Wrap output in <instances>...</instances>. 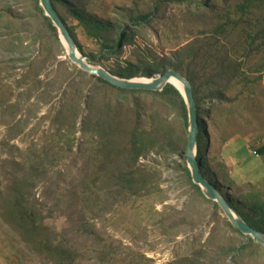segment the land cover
Listing matches in <instances>:
<instances>
[{"label": "rangeland", "instance_id": "1", "mask_svg": "<svg viewBox=\"0 0 264 264\" xmlns=\"http://www.w3.org/2000/svg\"><path fill=\"white\" fill-rule=\"evenodd\" d=\"M238 1L227 0V4ZM62 2L81 12L86 20L107 24L109 28L102 37L110 43L120 33L125 38L133 36L132 40L121 43L114 54L102 53V40L89 37L79 21L70 16L64 7H59L68 26L73 28L86 59L94 60L93 65L113 75L131 66L139 74L136 78H144V72L159 66L161 60L174 62V54L181 46L210 30L215 21L211 23L205 18L213 17L207 7L222 12L224 8L222 0H194L191 4L183 5L166 0ZM32 3L33 0H0V16L3 17L0 23L12 22L13 31L19 33L23 44L18 50L9 48L2 41V36L9 31L0 29V88L7 93L6 88L14 85L15 77L27 70L25 63L39 58L45 62L39 78L44 82L43 87L53 93L47 105H39L35 97L27 102L25 95L19 96L21 91H14L9 106L0 108V198L6 200L15 180L29 181L36 173V182L26 192L28 203L43 217V226L48 234H60V239L65 240L66 246L73 252L74 264H108L102 261L107 260V255L114 256L109 264H173L199 249L204 255L198 264H264V248L256 249L253 246L255 242L249 244L246 236L231 229L222 210L203 199L189 185L181 171L186 164L189 126L172 103L159 100L154 95L117 98L111 93L103 94L101 100L113 99L117 109L124 108L119 110V122L125 123L126 117L129 118L130 124H134L140 133L151 131L150 116L154 112L169 123L168 139H158L157 147L140 157L135 164V168L141 171L137 176H143V170H150L160 191L147 197L141 191L139 197L125 202L118 198L119 202L114 207L107 205L105 210L108 211L92 220L98 238L76 233V226L83 215L82 193L92 192V199L98 195L113 203L111 193L114 190L101 181L92 186L88 183L91 173L99 169L93 164L90 167L88 156L93 150L86 145L87 140L81 133L80 123L87 114L85 104H82L77 126L76 113H70L68 120L61 121L64 125L54 122L62 103L70 108V103L75 101L71 100L72 96L65 95V91L69 90L67 83L58 86V89L46 86L60 73L61 61L66 62L69 70L73 64L66 59L65 49L57 47L54 39L49 38L47 31H43L40 18L29 13ZM156 5L160 11L149 25L139 28L130 25L129 18L147 13ZM4 10L12 11L13 16L25 11V16L31 17L26 21L21 19L18 23ZM236 35L232 33L230 39L222 44H226L229 55L238 58L231 51L234 47L235 52V45L242 40ZM262 61L264 51L239 64L246 74H252L255 66ZM33 77L34 74H31L30 79ZM71 78L76 83L74 73ZM253 82L244 85L239 80L230 83L227 78L218 80L216 87L211 90L226 88L224 94L229 102L211 100V93L206 87L199 94L202 99L200 107L204 113L201 117L205 143L203 173L220 189L222 196H227L235 207L248 215L253 214L249 210L251 204L264 207V155L257 152L264 147V74L260 80ZM16 101L19 106H16ZM132 129L131 126L120 128L122 142L126 141L127 144ZM95 138L98 140V137H94L91 141H95ZM170 138L181 148L186 142L185 151L176 154L168 152V147L163 146ZM30 149L37 155L33 159L39 166L37 170L33 160L24 169L10 163L12 160L21 162ZM246 149L257 158L248 154ZM232 156L242 158V164L235 158V163L239 164H233L230 159ZM99 172V178L105 179V170ZM4 200L0 201V212ZM255 218L264 223L258 214ZM240 246H247L244 253L235 251ZM0 264L51 263L24 243L3 221L0 213Z\"/></svg>", "mask_w": 264, "mask_h": 264}, {"label": "trees", "instance_id": "2", "mask_svg": "<svg viewBox=\"0 0 264 264\" xmlns=\"http://www.w3.org/2000/svg\"><path fill=\"white\" fill-rule=\"evenodd\" d=\"M50 1L57 15L65 24L74 40L78 51L82 55L83 52L76 40L74 30L68 26L67 19L60 13L59 7H64L70 16L76 18L89 37L102 40V53L112 55L121 43L130 41L133 38L132 35L126 36L125 38L124 34L120 33L116 40H111L110 43L102 37L104 32L109 28L107 24L100 21L93 22L89 19L86 20V16L79 11L69 8L62 0ZM166 1L183 5L187 3L191 4L194 0ZM222 1L224 4L223 12L219 9L207 7L208 11L213 13V17L205 16V18L211 23L212 20L215 21V24L212 23V28L210 30L204 33L202 32L200 36L193 38V40L181 46L174 54V62H165L161 60L159 66L154 69H147L143 75L144 78H152L156 73H165L167 70L173 69L182 73L192 84L194 99L198 109V159L201 163L202 173L203 170H205V160L202 157L205 143L203 141L204 130L201 121V117L204 113L200 107L202 99H200L199 96L201 90L205 87L208 88V91L211 93L209 97L213 101L229 102L224 94L226 88H220L216 91L211 90V88L216 87L218 80L227 78L229 83L232 80H239L244 85H248L253 84V81L256 82L260 80L262 74H264V61L255 66L256 69L254 72H251L252 74H246V71L242 70L239 64L242 61L251 60L253 55L255 56L264 51V0H239L232 5H228L227 0ZM157 5L147 13L138 14L129 18L130 25L134 28L149 25L160 11ZM9 10H4V12L18 23L21 19L26 21L31 17H26L25 11L13 16L12 11L10 12ZM29 13L40 18L43 31H47L49 38L52 37L54 39L57 47L63 48L58 37L57 29L54 27L51 20L44 15V11L39 5V0H33L32 8ZM0 18L3 17L0 16ZM12 25V22L0 23V29L9 31L8 34L2 36L4 37L2 41H4L9 48L14 47V50H18L23 44L21 38L18 36L19 33L13 31ZM232 33L242 38L241 42L239 41L235 45V52H233L234 47L231 50L234 55H238V58L229 55L226 44H222L224 41L230 39ZM222 54H224L223 57L221 56ZM17 59L21 60V58ZM87 60L91 64L95 63L94 60ZM237 60L239 62H237ZM25 64L27 65V70L21 73L19 77H15L14 85L8 88L4 86L8 89L7 93L3 92L0 88V108L9 106V102L12 101L10 98L14 96V91H21L19 96L22 97V95H25V100H27V102L31 97L38 99L39 105H42V103L47 105L50 102V94L53 93V91L45 89L43 87L44 82L39 78V74L45 66V62L39 58H35ZM59 72L60 73L53 77L46 87L58 89V86L67 83L69 90L65 91V95L72 96L71 100L75 102L71 101L73 104L70 103V108L66 107V105H64L65 103H62L60 110L57 112V116H55L56 120L54 119V122L64 125L61 121L68 120L70 113H76L77 126L81 114L80 111L83 110L82 104H85L87 114L81 120L80 128L83 137L87 140L86 145L89 146V149L93 150V153L88 156V161H90V167H92L93 164V166L100 171L105 170L106 172L105 179L99 178V170L95 173H91L88 177V179L91 178V180L90 182L88 180V183L92 186L96 182L101 181L114 190V192L111 193V199L114 201L113 203H109L108 199H104L98 195H95L92 199L90 194L92 192L84 191L82 193V197L84 198L83 215L80 217L78 225L76 226V233H80L84 236H96L92 220L101 217L104 212H107L108 210H105L107 205H113L112 207H114L115 204L119 202L118 198L123 199L125 202L126 200H131L133 197H139L141 191H144L143 196L146 197L160 191L159 186L154 183V178L150 170H143L142 172L144 175L137 176L141 174V171L135 168V164L140 157L149 154L157 147L156 143L158 139L162 138V140L166 141L170 133L168 130L169 123L156 112L150 116L153 128L146 134L140 133L139 130L135 128L134 124H130L129 118L127 117L125 123L119 122V110L124 108L117 109L113 105V99L110 100L106 98L102 101L101 96L111 93H114L117 98L136 96L138 94L154 95L158 97L159 100L172 103L178 109L179 116L187 126H189V114L180 93L169 84L166 85L161 92L121 89L97 76L90 75L78 69L75 65H71V70H69L65 61H61ZM72 73L76 75V83H74V79L71 78ZM31 74H34L33 79H30ZM114 75L126 79L139 76L138 72H134L131 66L120 69ZM252 75H255V78L251 80ZM134 101L136 100L134 99ZM15 103L16 106H19L17 101ZM101 103L102 105H100ZM136 115L137 118H139V114L137 113ZM130 126L133 129L129 131L130 133L127 137L128 142L126 144V141L122 142L120 138L122 131L120 128H130ZM94 137H98V140L95 138V141H91ZM185 146L181 148L177 142L173 143L170 138L168 143L163 147H168V152L176 154L179 153V151H185ZM79 151H81L80 148ZM257 152L264 155V147ZM36 156V153L30 149V152L24 156L25 158H22L21 162L12 160L10 163L14 164L15 167L17 166V168L24 169ZM32 163L35 164V170H37L39 166L36 160H33ZM144 168L146 167L144 166ZM181 171L185 175L189 185L201 195L203 199L213 203L214 207L219 208L215 202L206 199L200 188L193 184L187 164L183 165ZM155 174L158 173L155 172ZM31 181L33 182L31 183ZM34 182H36V173L29 181H26V179L15 180L10 187L11 191L6 200L0 198V201L4 200V207L0 212L3 221L9 225L13 231L19 235L21 240L27 243L35 253L43 255L51 264H74L75 259L73 252L66 246L65 240L60 239V234H48L47 229L43 226V217L28 203L26 192L29 186L33 185ZM232 207L250 227L264 233V223L255 218V215L258 214L260 219H264V207H257L251 204L249 210L251 211L250 213H253V216L239 210L233 203ZM227 225L239 235H243L234 228L228 220ZM96 238L98 237L96 236ZM246 238L249 244H253L254 241L250 237L246 236ZM253 246L256 249L264 248L257 243L253 244ZM246 248L247 246H240L235 251L244 253ZM203 255L204 253L199 249L193 252L191 256H185L175 261L173 264H198ZM77 258L78 254L76 253V261ZM105 259L107 260H102L104 261L103 263L109 264V261L114 260V256L107 255Z\"/></svg>", "mask_w": 264, "mask_h": 264}, {"label": "water", "instance_id": "3", "mask_svg": "<svg viewBox=\"0 0 264 264\" xmlns=\"http://www.w3.org/2000/svg\"><path fill=\"white\" fill-rule=\"evenodd\" d=\"M39 5L54 27L57 29L61 45L65 49L68 59L78 69L97 76L109 84L128 90L161 92L166 85L173 86L183 98L189 114V142L186 154V164L191 175L193 184L197 185L204 197L215 202L222 210L229 223L244 236L250 237L255 243L264 247V233L250 227L232 207V202L227 196H222L220 189L208 180L201 172V163L198 159V133L199 124L197 120V104L194 99L192 84L179 72L169 69L165 73H159L152 78H142L148 81L137 82L132 78L126 79L113 75L100 66L93 65L78 51L74 40L68 32L65 24L57 15L50 0H39ZM174 80L177 84H172Z\"/></svg>", "mask_w": 264, "mask_h": 264}, {"label": "crops", "instance_id": "4", "mask_svg": "<svg viewBox=\"0 0 264 264\" xmlns=\"http://www.w3.org/2000/svg\"><path fill=\"white\" fill-rule=\"evenodd\" d=\"M235 141H236V140H235ZM239 141H242V140H239ZM239 141H237V143H238ZM242 143H243V142H242ZM244 147H245V146H244ZM246 150H247V149H246ZM247 152H248V154H253L252 152H250V151H248V150H247ZM253 155H254V154H253ZM246 156H247V155H246ZM254 157L257 158V156H255V155H254ZM234 158H235V159H239V163L242 164V162H243V161H242V158H237V157H235V156H232V158H230V159H231V161L233 162V164L236 165V163H238V162L235 163ZM239 163H238V164H239Z\"/></svg>", "mask_w": 264, "mask_h": 264}, {"label": "bare ground", "instance_id": "5", "mask_svg": "<svg viewBox=\"0 0 264 264\" xmlns=\"http://www.w3.org/2000/svg\"><path fill=\"white\" fill-rule=\"evenodd\" d=\"M134 80L137 81V82H146V81H148V80L142 79V78L134 79ZM171 82H172V84H177L174 80H172Z\"/></svg>", "mask_w": 264, "mask_h": 264}]
</instances>
